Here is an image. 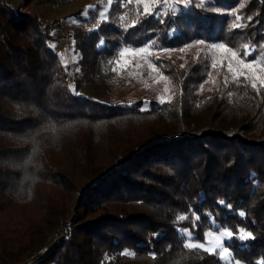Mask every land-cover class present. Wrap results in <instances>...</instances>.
I'll list each match as a JSON object with an SVG mask.
<instances>
[{"label":"trees","instance_id":"trees-1","mask_svg":"<svg viewBox=\"0 0 264 264\" xmlns=\"http://www.w3.org/2000/svg\"><path fill=\"white\" fill-rule=\"evenodd\" d=\"M35 1L0 0V264H264V77L211 51L264 71V0H106L74 14L71 60ZM147 49H184L148 60L172 100L122 97ZM95 78L106 100L80 90ZM226 231L229 263L185 247Z\"/></svg>","mask_w":264,"mask_h":264},{"label":"rangeland","instance_id":"rangeland-1","mask_svg":"<svg viewBox=\"0 0 264 264\" xmlns=\"http://www.w3.org/2000/svg\"><path fill=\"white\" fill-rule=\"evenodd\" d=\"M145 3L149 5V7H153V0H144ZM107 1L106 0H36L35 4L32 3L30 6H28V9L36 14H38L44 21L50 20L51 17H56L59 19V22L62 25L61 31L59 33L64 36L63 39H61L59 42H57L56 49L60 50L62 54L66 55L69 60L72 58V48L73 45L70 40V33H71V22L74 20V14L78 11H83V14H87L89 11H92V9L97 8L98 11H95L94 16L92 21L93 23H96L98 20L97 16L102 13V11L106 8ZM200 46V44L198 45ZM227 48L226 46H224ZM215 48L214 50L212 49L213 53L219 58V59H226L229 60L230 64L236 63L239 65L241 69L245 68L248 72L253 74L254 76L258 78H263L264 77V71L261 69L260 65L257 63L252 62L251 64L253 65L252 68H246L245 64H248L250 62H245L241 63L240 61L242 60L241 58L239 59L237 56L232 57L231 53L233 52L231 49H229L228 52H225L221 50L218 46L213 47ZM198 49L196 48L192 51L198 52ZM191 50V49H190ZM152 52V53H151ZM155 55H165L166 58L172 59L175 61H183L186 59L185 53L182 52L181 50H174V51H163V52H158L151 50L149 51L147 49L146 53L142 55L143 57L139 56L137 57V64L142 66L144 69L148 70V74H146V78L142 79L138 78L137 83L134 81L132 85L122 87L121 92L124 95L122 96L123 98H131L133 97L136 92L137 88L136 84L139 86L141 81L142 82H148L147 88L153 92L152 89L156 91V93L160 96H163L165 99L172 100L173 97L176 95V92L174 91V87H172L169 84V80L162 78V75L157 73V69L155 68L154 65L148 62V60ZM150 55V56H149ZM122 65L125 66L124 62H121ZM155 68V70H153ZM132 75V74H130ZM158 84V86L161 88L160 90H156L154 88L155 84ZM165 87L168 88V91L165 92L164 89ZM80 90L84 92L85 95H88L89 97L96 99V100H106L105 98V93L103 90V87L101 86L100 80L94 79V81H87L84 83L81 87ZM110 91V90H109ZM158 91V92H157ZM113 95V94H112ZM111 95V96H112ZM71 221V220H69ZM220 237V240H217L216 238ZM228 239L227 237L223 236V233H218V234H211L209 236V242L207 244H204L203 248L209 249V251H214L218 250L221 251V246L224 245V241ZM197 245H202L200 243H197ZM224 259L227 263L230 262V258L228 254H223ZM38 256H33L27 260H25L22 264H33L35 259Z\"/></svg>","mask_w":264,"mask_h":264},{"label":"snow or ice","instance_id":"snow-or-ice-1","mask_svg":"<svg viewBox=\"0 0 264 264\" xmlns=\"http://www.w3.org/2000/svg\"><path fill=\"white\" fill-rule=\"evenodd\" d=\"M144 12L145 13H149V5L147 3L144 4ZM85 15H86V13H85ZM234 26L235 27H238L239 26V17H237V23ZM100 43L103 44V41L101 40ZM198 43L203 44L204 42L203 41H199ZM53 47H55V46L53 45ZM214 47H217V46H214ZM218 47L221 50L225 51V52H228L229 51V49L228 48H225L224 45H219ZM258 48H259V46H258ZM142 51H145V50L142 49ZM181 51H184V49H181ZM123 54L124 53H122V55ZM248 54H249L248 52H245V56H247ZM231 55H232V57H235L236 56V53L235 52H232ZM254 59H255V57H254ZM240 62L243 63V60H241ZM262 62H264V61H262ZM182 67H183V65H182ZM245 67L246 68H252L253 65L251 63H248V64H245ZM153 70H155V68H153ZM113 71H115V69H113ZM229 71H231V64H229ZM260 83H261V86H264V79H262L260 81ZM251 87L254 88V89H257V84L256 83H252ZM258 90L259 89H257V91ZM164 91L167 92L168 91V88L165 87ZM76 94H79V93H76ZM159 102L160 103H164L165 102V99H164L163 96L160 97ZM219 203L225 204L224 201H220ZM225 206L230 208V205L225 204ZM238 215H240L241 217H244L245 216V213L243 211H241V212L238 213ZM178 219L183 220V219H186V217L181 216V217H178ZM237 233L238 234L236 235L235 239H237V240H239L241 242L246 241V240H249V239H254L251 231H245L244 229L240 228V229L237 230ZM186 235L189 238H191L192 237V232H186ZM223 236L224 237H227L229 240H231L233 238V233L230 232V231H226V232L223 233ZM216 239L217 240H220V237H217ZM185 247L186 248H189V249H193V248H197V247L203 248L204 246L203 245H197V244H194V243H191L190 242V243L185 244ZM205 250L206 251H209V249H205ZM221 254H225V255L228 254V247L221 246V251L219 253H217V255H221ZM232 264H240V262L238 260H234V258H233Z\"/></svg>","mask_w":264,"mask_h":264},{"label":"built area","instance_id":"built-area-1","mask_svg":"<svg viewBox=\"0 0 264 264\" xmlns=\"http://www.w3.org/2000/svg\"><path fill=\"white\" fill-rule=\"evenodd\" d=\"M29 264V263H28Z\"/></svg>","mask_w":264,"mask_h":264}]
</instances>
